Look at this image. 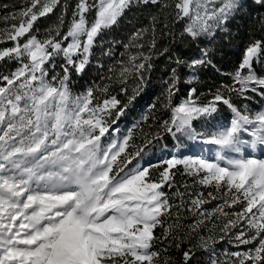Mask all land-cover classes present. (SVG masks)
Returning <instances> with one entry per match:
<instances>
[{
  "label": "snow or ice",
  "instance_id": "obj_1",
  "mask_svg": "<svg viewBox=\"0 0 264 264\" xmlns=\"http://www.w3.org/2000/svg\"><path fill=\"white\" fill-rule=\"evenodd\" d=\"M253 2L264 6V0ZM140 4L161 11L171 8L172 23H183L182 35L195 41L214 37L217 30L227 31L229 22L245 10L246 0H173L171 4L167 0H76L66 31L61 29L67 0L63 4L62 0H25L11 11L9 4L0 3L5 13L0 19L12 21L10 27L0 29V43L13 42L11 47L0 48V61L19 64L8 74L0 73V264H171L162 256L161 246L165 253L169 248L181 249L185 212L203 217L188 226L191 233L213 216H223L226 222L220 230L225 235L239 228L235 234L238 244L254 245L245 252L228 253L229 259L223 262L211 259L210 264H264V111L250 117L224 95L245 96L249 91L264 95V76H258L253 67L264 57V40L247 47L238 68L226 74L233 84L222 85L223 91L218 88L207 104L198 102L195 88L187 99L171 104L179 80L173 68L164 105L170 109V119L162 121L157 131L145 133L143 145L134 146V154L119 163L131 132L122 141L112 140L107 145L102 138L111 135L110 126L115 123L109 119L112 110L119 119L141 88L135 89L124 105L115 96L96 99L94 86L79 95L71 91V73L85 72L101 34ZM58 6L64 9L59 23L40 37L34 25ZM157 23L169 29L159 16H152L148 54L142 51L145 45L141 41L149 29L138 28L124 45L126 50L137 51L130 53L127 61L118 60L108 68L109 73L118 71L122 84L135 75L143 85L145 74L153 67ZM164 34L172 35L171 31ZM166 52L168 48L159 54ZM102 54L111 57L112 46ZM58 59L63 63L56 73ZM176 63L184 61L177 57ZM208 65L215 67L207 49L187 63L191 69ZM107 90L106 85L100 89L103 93ZM121 92L127 95V88L122 87ZM220 103L233 114L230 126L209 132L213 125L208 118L218 112ZM154 107L150 105V109ZM202 118L208 128L198 130L194 122ZM162 133L181 145V137H187L218 146L222 153L241 155L226 158L218 154L217 162H210L186 156V151L196 155L197 145L190 144L187 149L180 148L178 155L167 152L165 167L155 180L151 161L125 171L124 161L130 163L133 155L141 156L149 145L165 139ZM244 134L251 139H245ZM257 146L258 156L253 155ZM177 165H183L187 175L199 176L200 184L213 185L218 191L227 188L230 202L225 200L211 213L202 211L204 204L217 198L208 193L210 199L199 194L189 206L186 197L191 194L175 186L171 170ZM165 186L175 189L171 198L163 190ZM235 204H240L242 211L232 213V219L224 208ZM214 243L211 235L200 236L197 244L190 243L182 252V264H192L194 248L209 251Z\"/></svg>",
  "mask_w": 264,
  "mask_h": 264
},
{
  "label": "trees",
  "instance_id": "obj_2",
  "mask_svg": "<svg viewBox=\"0 0 264 264\" xmlns=\"http://www.w3.org/2000/svg\"><path fill=\"white\" fill-rule=\"evenodd\" d=\"M167 2L171 4L173 0H167ZM0 3L9 4L8 11H11L13 10V6L16 9L22 6L25 0H0ZM63 3L64 0H62ZM75 3L76 0H67L68 9L64 16L65 24L61 31L67 30ZM63 11L64 9L58 6L54 9L53 13L47 17L40 18L36 22L34 28H39L38 35L40 37H43L48 28L55 27L59 23L58 18ZM171 11V8L161 11L153 5L145 6L140 4L133 6L125 12L116 25L106 29L98 38L90 58L91 62L85 72L82 75H77L74 71L71 73L70 88L73 94L79 95L87 87L94 86L97 89L95 92L96 99L101 101L104 98L115 96L121 102V105L128 104V97L133 95L135 89L141 88L136 95V99L131 104H128L127 109L123 115L119 116V119L116 118L115 109L112 110L111 121H115L116 127L134 124V127L130 130L132 138L129 140V146L126 148L125 153H122L119 157V162L129 154H134L136 150L134 146L143 145L145 133L157 131L162 121L170 119V109L164 107V105L168 103L167 88L173 68L176 69L179 80L176 84L177 91L171 97V104L177 105L179 102L187 99L189 91L192 88L196 89L195 96L198 97V102L207 104L213 99V95L218 88L223 91L222 85L233 84L231 77L226 74L233 73L238 68L247 47L256 40H264V6L254 3L253 0H246L245 10L238 13L229 22L227 31L217 30L214 37H201L195 41L186 35H182L183 23H172ZM3 14L5 13L0 10V16ZM154 15L159 16L164 23H168L169 29H162L160 23L156 25V49L151 61L153 67L145 74L143 85L135 75H129L126 78V82L122 84L118 71L116 74L109 73L108 68L114 66L118 60L127 61L128 55L130 53L134 54L137 51L135 48L126 50L124 45L129 43V37L138 28L149 29V32L144 35L141 41L145 45L142 51L148 54V45L152 37V16ZM91 19L92 16L89 15V20ZM11 23L12 21L5 22L0 19V29L10 27ZM168 31H171L172 35H162V32L167 33ZM101 42H103V46ZM109 44L112 46L113 55L111 57L102 54ZM11 46H13V42L11 41L0 43V48ZM164 48H168V52L160 55L159 53L163 52ZM203 49L208 50L209 58L215 67L208 65L196 69L189 68L187 63L194 58H199ZM122 53L123 55H121ZM177 57L184 61V63L178 65L176 63ZM56 63L57 67L55 71L59 73L61 71L59 64L63 63V61L62 59H58ZM101 64L104 66L102 69L99 68ZM17 67H19V64L15 61H0V73L8 74ZM253 67L258 76H264V57L259 62H254ZM109 76L111 79H107ZM101 77L105 78L102 79ZM105 85L108 90L106 93H103L100 89ZM122 87L127 88V95L121 92ZM224 95L230 96L232 103L241 112L249 114L250 117L264 106V95H261L259 91H249L245 93V96H240L234 92H224ZM153 104H155V107L150 109V105ZM232 116L231 110L220 103L218 104V112L213 117H209L208 120L214 125L215 121L232 118ZM163 135H165V139H162L159 143L154 142L152 145H149L141 156L133 155L130 163L125 160L124 164L126 167L124 170L128 171L137 167V165H145L151 161L154 165L150 169L151 177L154 180L157 179L165 167L162 160L167 157V152L171 151L173 153L180 146L179 141L173 140L172 137L166 134ZM181 140L187 141V137H181ZM173 144H177L178 147L173 148ZM171 171L175 172V186L179 187L181 191H185L186 188L187 193L191 194L190 197H186L189 206H191V199H195L199 194H203L205 198H208V193H212L217 198L214 200L208 198L210 202L202 206V211L211 213L218 205L224 204L225 200H229L230 202L231 197L227 195V188L218 191L213 185L200 184V177L187 175L184 172L183 165H177ZM163 190L171 198L175 189L165 186ZM224 211L228 212L231 216L232 213L242 211V206L235 204L232 207H225ZM183 215L184 220L182 222L186 227L184 229L185 239L181 249L173 247L169 248L165 253L163 252V246H161L162 256L168 259L171 264H182V252L188 249L190 243L197 244L200 236L207 237L211 235L215 243L212 244L209 251H204V249L199 247L194 248L195 256L193 257L192 264H210L211 259L223 262L229 259L228 253L245 252L254 246L253 244H238L235 240V234L239 231V228H232L228 235H225L220 230L226 222V218L223 216H220L218 219L213 216L206 220L205 224L200 226L196 233H191L188 226L195 224L197 220L203 219V217L188 212L183 213ZM231 218L235 219L234 216H231ZM156 231L159 233L160 229L157 228ZM231 259L234 260L236 258L231 257Z\"/></svg>",
  "mask_w": 264,
  "mask_h": 264
},
{
  "label": "rangeland",
  "instance_id": "obj_3",
  "mask_svg": "<svg viewBox=\"0 0 264 264\" xmlns=\"http://www.w3.org/2000/svg\"><path fill=\"white\" fill-rule=\"evenodd\" d=\"M2 86V85H0ZM75 95V94H73ZM264 111V106H262L257 112H255L251 117H254L257 113ZM110 121L112 120V117L109 118ZM230 120L231 118H226L225 120H220V121H215V124L213 125V127L208 128L207 125H205L203 123V118L199 121H195L194 122V126L198 129L201 130L202 128H208V131H215L217 127L219 126H230ZM134 127V124L132 125H122L121 127H116L115 123H111L110 126V132L111 135L109 134H105V137L102 138V142L107 145L110 141L112 140H118V141H122L124 137L128 136L130 130ZM251 127V126H249ZM112 129H118V131H112ZM244 138L250 140L251 137H249L247 134H244ZM190 144H196L197 147L195 148V153L196 155L193 156L192 152H187L185 153L186 156L188 157H192V158H204L207 160H210V162H217L216 161V156L218 154H223L226 156V158H238L239 155L241 154H237V153H231V152H221V150L219 149L218 146L215 145H209V144H203L202 141H191L187 138V141H184V143L181 145L179 143V149L175 150L173 152V154L178 155L179 154V150L180 148H184L187 149L188 145ZM248 151H251V149H248ZM253 155L258 156L259 155V146H257V150L255 153H253ZM167 158V157H165ZM164 158V159H165ZM163 161V160H162ZM118 163H119V157H118ZM221 163H226V161L221 162ZM140 166H144L143 164H140ZM255 211V210H254Z\"/></svg>",
  "mask_w": 264,
  "mask_h": 264
},
{
  "label": "bare ground",
  "instance_id": "obj_4",
  "mask_svg": "<svg viewBox=\"0 0 264 264\" xmlns=\"http://www.w3.org/2000/svg\"><path fill=\"white\" fill-rule=\"evenodd\" d=\"M197 158V157H196Z\"/></svg>",
  "mask_w": 264,
  "mask_h": 264
}]
</instances>
